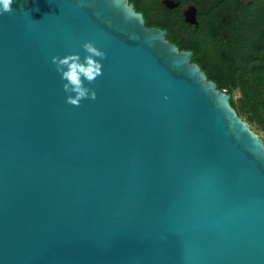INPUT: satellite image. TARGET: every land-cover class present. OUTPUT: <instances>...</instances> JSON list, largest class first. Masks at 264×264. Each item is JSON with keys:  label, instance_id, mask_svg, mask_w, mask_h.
<instances>
[{"label": "water", "instance_id": "water-1", "mask_svg": "<svg viewBox=\"0 0 264 264\" xmlns=\"http://www.w3.org/2000/svg\"><path fill=\"white\" fill-rule=\"evenodd\" d=\"M12 8L0 14V264H264V143L192 54L128 0ZM87 58L99 74L77 73L88 96L72 104L62 61Z\"/></svg>", "mask_w": 264, "mask_h": 264}, {"label": "flooded vegetation", "instance_id": "flooded-vegetation-1", "mask_svg": "<svg viewBox=\"0 0 264 264\" xmlns=\"http://www.w3.org/2000/svg\"><path fill=\"white\" fill-rule=\"evenodd\" d=\"M264 0H128L141 14L145 26L165 33L180 52L191 53V62L211 67V56L228 48L245 10Z\"/></svg>", "mask_w": 264, "mask_h": 264}, {"label": "trees", "instance_id": "trees-1", "mask_svg": "<svg viewBox=\"0 0 264 264\" xmlns=\"http://www.w3.org/2000/svg\"><path fill=\"white\" fill-rule=\"evenodd\" d=\"M210 63L202 66L207 79L230 94L237 115L264 136V1L245 10L231 45L214 52Z\"/></svg>", "mask_w": 264, "mask_h": 264}, {"label": "clouds", "instance_id": "clouds-1", "mask_svg": "<svg viewBox=\"0 0 264 264\" xmlns=\"http://www.w3.org/2000/svg\"><path fill=\"white\" fill-rule=\"evenodd\" d=\"M14 3V0H0V14L5 13H11L13 11L12 4ZM85 50L92 54V56L101 57L103 58L104 53L101 51H98L93 45L90 43H86L84 45ZM70 59L74 61H78L77 57H71ZM63 64L69 65V71L64 73V77L73 85L72 90L77 93V98H69V102L72 104L78 103L79 99H84L88 96L87 89H84L80 86V78L77 74L78 72L80 74H83L86 79L92 80L94 79L93 72H95L97 75L99 74L100 70V64L96 63L94 67L93 60L91 58H87V65L86 68L84 65H79L78 63H71L69 64V61L66 59L62 61ZM67 87V85H66ZM92 99H95V94H92Z\"/></svg>", "mask_w": 264, "mask_h": 264}, {"label": "rangeland", "instance_id": "rangeland-1", "mask_svg": "<svg viewBox=\"0 0 264 264\" xmlns=\"http://www.w3.org/2000/svg\"><path fill=\"white\" fill-rule=\"evenodd\" d=\"M240 97V93H239V91L238 90H236L235 92H234V99H238ZM260 138H261V140L263 141V139H264V136H263V133H261V132H259V131H257L255 128H251ZM263 143H264V141H263Z\"/></svg>", "mask_w": 264, "mask_h": 264}]
</instances>
